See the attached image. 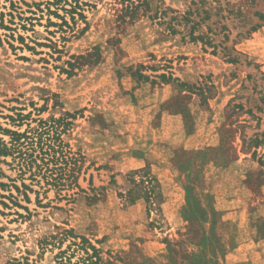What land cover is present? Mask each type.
<instances>
[{
  "label": "rangeland",
  "instance_id": "374dc122",
  "mask_svg": "<svg viewBox=\"0 0 264 264\" xmlns=\"http://www.w3.org/2000/svg\"><path fill=\"white\" fill-rule=\"evenodd\" d=\"M172 91L166 106L187 132L205 130L206 154L151 141L161 118L150 120L149 101ZM19 110L73 114L62 138L86 160L62 194L42 182L27 202L0 186V200L11 188L28 208L0 201V264H53L39 241L57 226L108 264H264V0H0V125L24 130L7 117ZM150 152L154 201L135 187L145 173L131 171ZM2 159L0 181L35 183ZM214 175L228 194L208 192Z\"/></svg>",
  "mask_w": 264,
  "mask_h": 264
},
{
  "label": "trees",
  "instance_id": "16d2710c",
  "mask_svg": "<svg viewBox=\"0 0 264 264\" xmlns=\"http://www.w3.org/2000/svg\"><path fill=\"white\" fill-rule=\"evenodd\" d=\"M69 64L71 65L70 70L65 69L64 71L72 73L73 63L69 62ZM32 114V112L23 113L22 110H19L14 115H7L13 123L18 122L17 126H22L26 123L24 130L0 125L2 134L9 137L6 140L0 136V163L5 162L2 157L9 156L11 158L9 165L12 166V169L18 171L19 177L29 173V179L35 182L31 184L23 182V190H21L20 186L16 184L17 178H9L11 184L0 181V186L3 188L14 187L18 194L22 193L24 195L27 202H30L29 193L37 192L34 189V185H40L42 182L45 184L44 186L41 185L40 188L44 189L45 192L51 187L56 188L60 193L67 188L73 187L79 178L80 170L86 160L85 156L81 155L84 161L78 166V159L75 153L62 138V134L66 129L65 126L72 123L68 118H74L73 114L67 113L65 117L52 120L33 117ZM198 153L206 154L207 151L199 150ZM197 165L201 167V164ZM188 171H190V168ZM134 172L145 173L142 176L143 178H139L136 181L135 187L141 190L144 189L146 191L144 195L148 199L154 201V198L163 197L160 190L161 184L152 174L151 170L141 168ZM1 173L3 174L2 171ZM194 183L192 180L190 184L184 185L188 196L197 187ZM11 188L8 189L10 191L8 195L1 194V203L9 206V203L4 200L8 199L12 205L24 207L28 210L27 207L18 202V198L11 192ZM192 203L191 199H188V204L191 206V208L189 207L191 212L190 216L193 217L197 210L192 206ZM210 210L214 212L211 207ZM201 213L206 214V211L203 210ZM201 217L202 219L204 218L203 215ZM57 228L60 230L56 234H50L48 237L39 241L40 252L38 258L42 259L43 254L46 251H50L53 254L50 262L53 264H108L101 256L102 249L97 248L85 235L79 234L73 228H60L58 226ZM55 250L58 251L55 253ZM26 260L29 259L27 258ZM16 263L24 264L22 261Z\"/></svg>",
  "mask_w": 264,
  "mask_h": 264
},
{
  "label": "crops",
  "instance_id": "0c3cea01",
  "mask_svg": "<svg viewBox=\"0 0 264 264\" xmlns=\"http://www.w3.org/2000/svg\"><path fill=\"white\" fill-rule=\"evenodd\" d=\"M169 87L170 86L168 84H163L161 86L157 85L156 87H153L150 91V99L153 98L155 100L156 94H158L162 90L168 89ZM176 94L177 93H173L172 91V94L165 96L160 101H157V103H153L151 100L149 101L148 107H150V110L153 111L152 115L150 116V120H153L157 113L160 114L161 118L160 127L154 128L152 125L150 127L152 133L160 134V138H155L151 141L155 143H168L175 150L194 151L205 149L209 141L208 135L205 130L198 129L193 132H187L184 125V119L180 111L175 110L171 104L166 106L168 102H175L173 98L174 96H176ZM152 158H159V156L157 154H152V152L147 153V155L145 154V156H133V159L138 161V164L136 166H132L131 171L150 167L152 174L160 182L159 177L156 175L155 171L152 168L154 165V163L152 162ZM166 170L167 169H164V171ZM235 184L240 185V182H233L232 185ZM207 186L208 192L213 195L228 194V184L224 183L216 175L210 177L207 182ZM164 201L162 202L163 204L165 203ZM183 204H185V200Z\"/></svg>",
  "mask_w": 264,
  "mask_h": 264
}]
</instances>
